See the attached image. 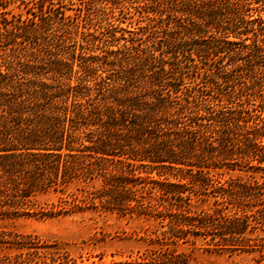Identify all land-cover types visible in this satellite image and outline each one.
<instances>
[{"label": "trees", "instance_id": "1", "mask_svg": "<svg viewBox=\"0 0 264 264\" xmlns=\"http://www.w3.org/2000/svg\"><path fill=\"white\" fill-rule=\"evenodd\" d=\"M250 2L258 0H145L158 13L147 24L149 43L116 49L107 42L126 40L115 37L116 26L95 33L72 23L74 43L61 37L58 31L69 32L72 17L50 0H35L39 12L31 17L2 18L0 221L80 209L74 202L46 208L30 197L96 175L104 186L103 206L149 209L167 219L160 244L207 235L225 246L244 241L250 216L244 210L197 208L183 193L197 194L217 181L215 170L223 165L264 169V118L257 105H243L250 98L259 107L264 102V2L246 20L241 10ZM89 5L79 10L90 24ZM194 55L205 66L202 87L183 81V68L195 66ZM252 160L256 166L249 165ZM137 167L177 181L152 180L146 191L143 185L127 187L138 180ZM217 182L219 196L237 207L258 198L260 183L251 173ZM28 237L16 234V246L33 249L1 255L0 264H72L56 251L25 245ZM182 262L172 251L149 249L111 264Z\"/></svg>", "mask_w": 264, "mask_h": 264}, {"label": "rangeland", "instance_id": "2", "mask_svg": "<svg viewBox=\"0 0 264 264\" xmlns=\"http://www.w3.org/2000/svg\"><path fill=\"white\" fill-rule=\"evenodd\" d=\"M35 0H0V20L2 18L24 19L31 17L32 13L39 12ZM54 6L58 5L64 12L72 18L69 19L70 26L77 23L80 30L94 31L99 33L106 27L114 28L115 37L118 40H110L109 48L116 49L122 43L128 46L146 45V34L149 25L157 18L158 13L152 10L145 0H117L115 5L105 0H94L87 3L85 0H50ZM264 0L250 2L241 10L243 17L250 20L257 14V7H260ZM90 6L92 22L89 24L83 14V8ZM114 6V7H111ZM262 8V7H261ZM112 11V14L110 13ZM110 13L106 14V12ZM264 17L263 9H259ZM86 22V23H85ZM85 23V27L82 24ZM148 26V27H147ZM75 26L68 27L71 30H60L58 34L64 39L75 40ZM71 32V33H70ZM250 34V33H248ZM80 38V34H76ZM227 39H232L231 36ZM248 41V40H247ZM99 49L96 48L95 52ZM194 65L188 63V67L183 68V81L186 84H196L202 87L204 76V63L194 55ZM212 91H217L212 88ZM253 103V104H252ZM258 100L248 99L243 105L249 109L251 105H257V112L264 118V102L259 105ZM261 109V110H259ZM249 165H257L255 160ZM262 165V164H261ZM241 167V168H240ZM246 166H222L215 171L218 172L217 181L223 182L229 175H245L251 173L260 183L258 187V198L251 200L247 205L228 203L219 196V182L216 178L208 182L205 188L199 190L197 194H189L190 202L197 208L212 210L220 207L223 213L231 214L234 211L241 214L242 210L250 215L248 224L243 231L244 241L232 246L215 244V239L210 236H199L193 239L188 236V240L174 238L173 242L166 241L160 244L158 237L166 228L167 219L157 216L154 211L139 210V208H125L120 211L115 207L103 206L105 193L101 176L93 175L91 178H74L66 186L51 185L44 191L36 192L30 198L36 205L43 207L58 208L60 204L69 206L73 202L81 206L80 209L72 208L67 213H59L53 216H42L34 212L31 215H20L0 221V256L9 255L13 257L21 251L33 249L24 246L17 248L15 240L16 234L27 235L28 238L22 242L25 245L36 246L38 251H56L58 255H63L72 264H111L115 261L131 260L139 258L149 249H163L178 254L183 261L181 264H264V169L245 170ZM222 174H221V173ZM138 180L135 184L126 183V186L147 188L154 185L152 180L177 181V178L170 175H159L155 169L148 167H137L134 171ZM167 177V179H164ZM185 181V180H184ZM63 188L62 190H58ZM139 192L137 193V195ZM144 194H147L144 192ZM152 194H157L153 188ZM128 206L134 201L127 195L124 199ZM217 200L218 203H215ZM244 202H246L244 200ZM124 203V206H126ZM37 208V207H36ZM34 208V211H36ZM262 209V210H261ZM15 235V236H14Z\"/></svg>", "mask_w": 264, "mask_h": 264}]
</instances>
